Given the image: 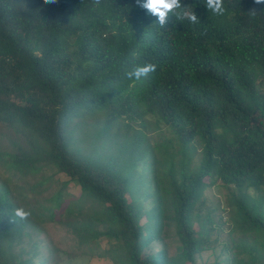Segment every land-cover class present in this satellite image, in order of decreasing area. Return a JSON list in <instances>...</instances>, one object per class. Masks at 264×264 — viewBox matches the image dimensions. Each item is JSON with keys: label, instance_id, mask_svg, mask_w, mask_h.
<instances>
[{"label": "trees", "instance_id": "1", "mask_svg": "<svg viewBox=\"0 0 264 264\" xmlns=\"http://www.w3.org/2000/svg\"><path fill=\"white\" fill-rule=\"evenodd\" d=\"M181 5L199 23L161 26L137 0H0V264H44L23 248L44 221L94 263L196 264L216 181L237 191L226 264H264V4Z\"/></svg>", "mask_w": 264, "mask_h": 264}, {"label": "rangeland", "instance_id": "2", "mask_svg": "<svg viewBox=\"0 0 264 264\" xmlns=\"http://www.w3.org/2000/svg\"><path fill=\"white\" fill-rule=\"evenodd\" d=\"M3 146H7L6 138L3 139ZM1 144V143H0ZM38 178L45 179L49 171L46 168L44 162L38 165ZM0 175L6 179L8 173L0 166ZM215 181V177H209L205 181L206 183ZM17 181L11 178L10 184L14 185ZM53 185L50 190L45 193L42 198H46L53 192ZM234 188L224 187L221 182L216 181L214 186L208 187L203 191L204 207L201 210V214L204 216L207 211H212V222L214 224V230L210 236V242L214 248L212 250H206L196 255V264H226V258L228 252L224 250V246H232L237 241V235L233 232L234 223L231 220V214L229 217V202L233 199V194L237 192ZM73 194H78L77 188H70ZM251 193V191H249ZM193 227L198 228L197 218L193 219ZM168 236L164 239V244L168 246V254L171 256L177 252L178 240L174 236V229L169 227ZM42 232L36 230H29L31 234L30 238L24 239L23 248L28 251L33 243H37V257L36 262L45 261L44 264H113L108 258L94 263L92 262L91 255L83 253V250H79L76 247V240L71 237L67 230L58 222L44 221L42 224ZM215 244H214V243ZM104 246V243L101 245ZM163 248L161 243H153L145 251L146 253L155 252ZM18 251V250H16ZM101 252V250H98Z\"/></svg>", "mask_w": 264, "mask_h": 264}, {"label": "clouds", "instance_id": "3", "mask_svg": "<svg viewBox=\"0 0 264 264\" xmlns=\"http://www.w3.org/2000/svg\"><path fill=\"white\" fill-rule=\"evenodd\" d=\"M46 3H55V0H45ZM100 0H96L99 4ZM256 4H264V0H254ZM137 4L146 9L151 15L158 17V22L164 26L169 12H174L176 17L180 20L187 18L192 23H199L195 12L186 10L181 5V0H137ZM206 6L215 15H222L224 13L223 0H206ZM155 66L148 64L143 67H137L133 71L127 73L128 77L139 80L148 73L154 72ZM19 215L24 216L25 213L20 212Z\"/></svg>", "mask_w": 264, "mask_h": 264}]
</instances>
